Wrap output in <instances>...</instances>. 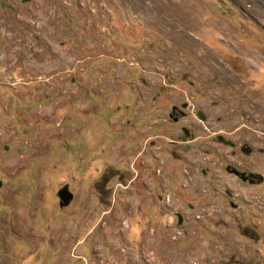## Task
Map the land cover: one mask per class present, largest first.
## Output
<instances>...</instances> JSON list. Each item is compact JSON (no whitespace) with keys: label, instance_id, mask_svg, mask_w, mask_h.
I'll return each mask as SVG.
<instances>
[{"label":"rangeland","instance_id":"obj_1","mask_svg":"<svg viewBox=\"0 0 264 264\" xmlns=\"http://www.w3.org/2000/svg\"><path fill=\"white\" fill-rule=\"evenodd\" d=\"M0 264H264V0H0Z\"/></svg>","mask_w":264,"mask_h":264},{"label":"water","instance_id":"obj_2","mask_svg":"<svg viewBox=\"0 0 264 264\" xmlns=\"http://www.w3.org/2000/svg\"><path fill=\"white\" fill-rule=\"evenodd\" d=\"M58 195L64 204H67L71 199V195L66 190L59 191Z\"/></svg>","mask_w":264,"mask_h":264}]
</instances>
